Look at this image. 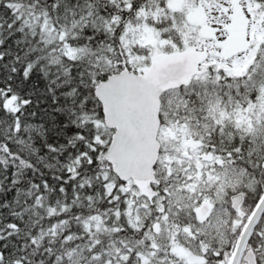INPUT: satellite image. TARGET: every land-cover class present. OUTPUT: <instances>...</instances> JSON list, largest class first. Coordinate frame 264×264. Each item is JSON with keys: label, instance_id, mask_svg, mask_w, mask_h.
<instances>
[{"label": "snow or ice", "instance_id": "6c2138e0", "mask_svg": "<svg viewBox=\"0 0 264 264\" xmlns=\"http://www.w3.org/2000/svg\"><path fill=\"white\" fill-rule=\"evenodd\" d=\"M0 264H264V0H0Z\"/></svg>", "mask_w": 264, "mask_h": 264}]
</instances>
